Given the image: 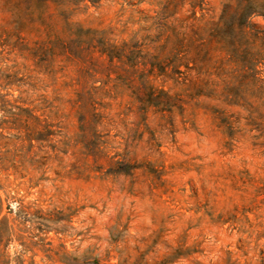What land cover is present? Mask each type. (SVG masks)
<instances>
[{"label": "rangeland", "instance_id": "1", "mask_svg": "<svg viewBox=\"0 0 264 264\" xmlns=\"http://www.w3.org/2000/svg\"><path fill=\"white\" fill-rule=\"evenodd\" d=\"M38 1L0 0V264H264L259 112L209 96L166 118L130 111L129 89L100 87L131 70L76 32L151 50L167 0L49 2L42 14ZM238 2L182 0L185 43L225 59L212 33ZM246 23L264 31V12Z\"/></svg>", "mask_w": 264, "mask_h": 264}, {"label": "trees", "instance_id": "2", "mask_svg": "<svg viewBox=\"0 0 264 264\" xmlns=\"http://www.w3.org/2000/svg\"><path fill=\"white\" fill-rule=\"evenodd\" d=\"M84 1L39 0L38 6L40 14L49 2L57 6H70L62 10L67 12L74 11ZM181 1L167 0L162 8L157 21L159 34L152 39L155 45L148 46L151 50H144V46L139 43H115L104 30L82 27L76 30L82 42H89L92 52H98L101 57L107 56L111 64L117 60L127 70H131L130 77L123 72H118L114 78L112 73H106L107 79L102 81L100 87L102 93L107 95L117 88L129 89L132 100L127 107L130 111L134 112L136 107L140 115L146 116L148 110L153 108L163 118L176 110L183 111L187 98L209 96L227 104L248 105L252 112H259V118L262 119L260 123L264 124V31L252 30L246 23L251 13L264 12V0H239L234 13H229L230 9L224 11L212 38L224 43L226 58L216 62H212L209 45L193 49L185 43L179 29V17H174ZM192 71H196V76L191 74ZM110 81L115 83L109 87ZM169 81L173 86L166 88V82ZM96 93L97 90L92 89L89 96L95 116L102 117L95 105ZM2 102L5 112L16 115L8 107L12 104L7 99L2 98ZM216 110L221 123L232 126L231 121L220 117L224 110ZM126 166L130 164L126 163ZM121 170L126 172L127 169ZM2 203L0 196V207ZM5 237L6 232L0 229V245Z\"/></svg>", "mask_w": 264, "mask_h": 264}]
</instances>
